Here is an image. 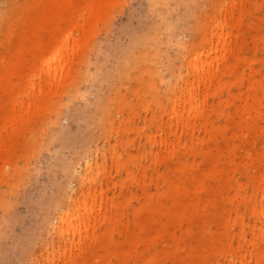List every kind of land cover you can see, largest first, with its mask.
Segmentation results:
<instances>
[{
    "label": "rangeland",
    "instance_id": "rangeland-1",
    "mask_svg": "<svg viewBox=\"0 0 264 264\" xmlns=\"http://www.w3.org/2000/svg\"><path fill=\"white\" fill-rule=\"evenodd\" d=\"M262 102L264 0H0V264H264Z\"/></svg>",
    "mask_w": 264,
    "mask_h": 264
},
{
    "label": "bare ground",
    "instance_id": "bare-ground-1",
    "mask_svg": "<svg viewBox=\"0 0 264 264\" xmlns=\"http://www.w3.org/2000/svg\"><path fill=\"white\" fill-rule=\"evenodd\" d=\"M199 59V58H198ZM199 61L201 62V59H199ZM195 64H196V62H195ZM201 77V76H200ZM200 80H204V78L202 77V78H200ZM190 98H191V100L192 99H194V96L191 94V96H190ZM190 100V101H191ZM261 109H262V111H264V103L262 102V104H261ZM89 166H92V164H89ZM84 201H86V199H84ZM84 208H86V207H84ZM87 209V208H86ZM62 222L63 223H67L68 225H71V220H70V214L68 213L67 214V216L62 220Z\"/></svg>",
    "mask_w": 264,
    "mask_h": 264
}]
</instances>
